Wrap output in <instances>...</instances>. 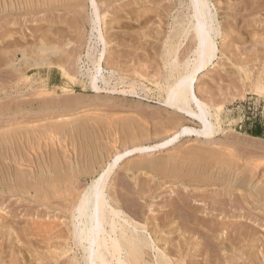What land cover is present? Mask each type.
<instances>
[{
  "label": "rangeland",
  "instance_id": "obj_1",
  "mask_svg": "<svg viewBox=\"0 0 264 264\" xmlns=\"http://www.w3.org/2000/svg\"><path fill=\"white\" fill-rule=\"evenodd\" d=\"M209 1L221 28L219 35L214 38L216 57L208 65L207 70L198 75L194 93L200 101L208 105L207 110L209 114L211 113L210 121L214 133L207 141L180 136L170 148L163 151L131 155L117 164L105 182L107 196L111 195V198L116 199L112 204L118 205L126 216L135 222L146 223L152 231H155L160 224L159 237L173 234V245L183 241L182 238L180 239L182 229L179 223L191 219V213L195 211L200 216L206 210L208 213L209 203L211 206L215 202L219 206L224 204L222 205L224 207L226 203H218L216 197H221V200L222 197L224 200L230 199L229 193L236 190L233 186H238L237 192L240 191L238 189L243 188L241 191L244 193L254 187L258 190L264 189V91L260 92L256 88L258 82L263 83L264 86V0ZM76 3L72 0H0V7L2 6L0 8V115L4 113L0 116V138H3L2 142L7 141L8 147H11L12 142L13 149L17 153L20 151L26 163H39L44 167H40L44 171L49 168L52 171L56 170L55 172L60 176L70 178L66 179L65 186L61 188L63 192L67 189L65 193L67 195L88 188L116 155L138 146L158 144L174 133H180L184 128H199L197 122L166 109L162 104L166 96V86L175 79L176 71L179 72L181 69L182 72V63L188 58L190 61L193 60L191 53L193 41L190 35L180 38L178 46L171 44L174 30L180 28L178 24L187 23L189 1L113 0L107 7L98 3L102 20L96 28L100 33L91 29L92 19L95 18L90 1L79 0V7L75 5ZM251 6L256 7L251 10ZM97 33L105 37L107 43L105 49L103 44L98 42ZM44 44L50 48L41 53L38 48ZM87 53H90L89 57H86ZM100 53L104 55L101 74L107 78V83L98 79L96 85L99 89L93 90L86 74L92 73L91 59L99 58ZM47 55L51 64L46 68L42 67L43 69L34 68V63H38L37 60L40 62L42 56ZM173 57L179 61L177 63L180 68L179 66L172 68ZM78 59L80 61L76 62ZM7 62L11 66H8ZM66 72L76 81L65 78ZM29 102H33L31 109L26 104ZM5 105L12 109L11 112H15L16 108H19L20 112L18 114L7 112ZM79 123L84 124L85 132H78ZM61 125L64 134L53 131L54 126ZM47 127L51 128L50 133L44 131ZM32 129L37 130L35 131L37 134L27 136ZM14 133L15 136L8 138ZM20 137L24 139L20 141ZM28 138L29 141L32 139V143L34 142L33 151L27 147ZM8 165L12 167L14 174L30 173V169L26 168L28 164L23 165L24 167H18L14 162ZM226 178L230 180L233 188L225 190L218 186L222 185V182L225 183ZM216 183L218 185H215ZM62 191L60 194L63 193ZM220 193H225L226 197ZM29 196L26 195L21 199L0 194V264L67 262L66 257L71 256L72 251L63 254V247L68 244L73 249L74 244L71 239L69 242L65 240L71 225L66 211L62 208L63 200L55 197L52 205L42 206L33 203ZM211 197L215 198L211 200L213 202H210ZM227 201L225 200L231 206L232 202ZM216 204L213 206L216 213L213 214L218 213V215L212 220L217 221L219 217L217 222L221 219L235 224L241 220L248 225V228H254L256 233L258 232V238L256 237L257 240L252 245L248 242L240 243L237 248L217 253L215 258L222 260L224 264H242L243 259H245L243 264L249 259L248 264L254 262H256L254 264H264L263 212L253 209L250 210L251 212L248 211L251 206L247 203L243 204L245 210L243 206V209L235 210L233 206L231 208L226 205L227 210L225 208L220 210L218 206L219 211H217ZM221 211L225 213L224 216ZM166 215L173 220H168ZM163 222L168 223L165 226ZM219 237H223V234L221 233ZM158 245L161 248L167 247L161 240ZM173 249L177 250L174 247ZM191 250L186 251V254L193 256L188 255V258L185 251L184 256L188 259L201 260V257L197 258L198 256L194 258L197 250ZM247 256L249 258L246 261Z\"/></svg>",
  "mask_w": 264,
  "mask_h": 264
},
{
  "label": "bare ground",
  "instance_id": "obj_2",
  "mask_svg": "<svg viewBox=\"0 0 264 264\" xmlns=\"http://www.w3.org/2000/svg\"><path fill=\"white\" fill-rule=\"evenodd\" d=\"M74 2H77L75 5L77 6L79 4V0H72ZM82 1V0H81ZM90 6L93 10V16L95 20L92 19V30H97L98 33L99 30L96 28V25L100 23L99 21L102 20L99 9H98V3L101 5H105V7L108 6V4H111L113 0H89ZM120 1V0H119ZM145 1V0H144ZM147 1V0H146ZM188 14L186 15L187 23H185L186 26H184L183 23L178 21V25L180 26L179 29L174 30L175 32L172 35V45H177L179 42V39L185 38L190 35V38L193 41V51L192 53V61L185 60L182 63V72L176 71L177 75L175 79L168 84L166 91V96L164 100L162 101L163 106L168 109L175 111L178 114L183 115L184 117L197 122L199 124L198 129L193 128H184L183 130H180V133H174L173 135L169 136L164 141H161L158 144L150 145V146H138L131 150L126 151L123 154L116 155L111 163H108V166H106L105 170L102 171L101 174H99V178L91 182V184L88 186V188L80 189L78 192H74L72 195H67L66 190L63 192L61 190L62 187L65 186V183L67 182V178L58 175L54 170L47 169V171L42 170L43 167L39 165V163L35 162H25L21 157V154L15 151L13 149V143L11 142V147H8L6 145V142H2L3 138H0V194H8L11 197H20L21 199L26 196L30 195L29 197L33 200V203H38L42 206H50L53 204V198L58 197L59 199L63 200V207L64 211H66L67 216L70 220L71 229L69 230V234L66 237V241L71 239L74 244V248L70 247V245H66L63 247V254H66L67 252L72 251V255H68L66 257L67 262H64L63 264H224L225 262H222L217 260V255L223 251H228L232 248H237V246L240 243L248 242L249 245H252L253 242H256L257 240V233L254 228H248V225H246L245 222H238V224L232 222L227 223L226 221H215L212 220L216 218L213 213H216V209H214V205L211 206L210 204V210L208 213H206L208 210H206L205 213L202 211V216L199 214H196L198 212L195 211V213H191V219H186L185 222L179 223L180 227L182 229V232L180 234V239L182 238L183 241L180 243H175L177 245H173V234H165V236L159 237V230L160 224L157 226L155 231L150 230L146 223L141 224L137 221L135 222L130 217L126 216L125 212H123L118 205H114L112 203L116 202V199L111 198L110 196H107L105 192V182H107V178L109 174L114 171V168L117 166L118 163L121 161L127 159L129 156H133L136 154H150L152 152H159L163 151L165 149H168L173 145L176 140L180 136L186 137H195L196 139H199V141H207L211 138V135L214 133L212 128V123L210 121V114L208 113L207 107L208 105L200 101L195 93H194V86L197 81V77L199 74L205 72L208 68V65L213 62V59L216 57V45L214 43V38L217 37L220 33V28L218 25V20L216 19V13H213V6L210 4L211 2L209 0H188ZM16 2V1H15ZM21 2V1H20ZM85 2V1H84ZM115 2V1H114ZM150 2V1H148ZM213 2V1H212ZM255 2V1H254ZM71 3V2H70ZM125 3V2H124ZM22 4V3H21ZM47 4V2H46ZM54 4V3H52ZM99 4V5H100ZM264 4V3H263ZM4 5V4H3ZM30 5V4H29ZM34 5V4H33ZM32 5V6H33ZM65 5V4H64ZM73 6V4L71 5ZM70 6V7H71ZM82 6V5H81ZM245 6V5H244ZM2 7V6H1ZM0 7V8H1ZM23 7V6H22ZM31 7V6H30ZM36 7V6H35ZM79 7V5H78ZM256 7V6H255ZM255 7L251 6V10ZM7 8V7H6ZM62 8V7H61ZM69 8V7H68ZM85 8V7H84ZM187 8V7H186ZM28 9V8H27ZM53 9V8H52ZM66 9V8H64ZM105 9V8H104ZM12 10V8H11ZM15 10V9H14ZM46 10V9H45ZM82 10V8H81ZM169 10V9H168ZM246 10V9H245ZM244 10V11H245ZM248 10V9H247ZM257 10V9H256ZM144 11V10H143ZM171 11V10H170ZM105 12V11H104ZM36 13V12H34ZM50 13V12H49ZM256 13V12H255ZM51 14V13H50ZM57 14V13H56ZM89 14V13H88ZM133 14V13H132ZM8 15V14H7ZM14 15V14H13ZM31 15V14H30ZM102 15V13H101ZM143 15V14H142ZM254 15V14H253ZM5 16V14H4ZM15 16V15H14ZM114 16V15H113ZM17 17V16H16ZM183 17V16H182ZM249 17V16H248ZM20 18V17H19ZM47 18V16H46ZM61 18V17H60ZM141 18V17H140ZM41 19V18H40ZM120 19V18H119ZM139 19V18H138ZM150 19V18H149ZM180 19V18H179ZM178 19V20H179ZM254 19V18H253ZM1 20V19H0ZM237 20V19H236ZM49 21V20H48ZM144 21V20H143ZM184 21V20H183ZM14 23V22H13ZM21 23V22H20ZM19 23V24H20ZM23 23V22H22ZM50 24V23H49ZM104 24V23H103ZM111 24V23H110ZM7 25V24H6ZM29 26V25H28ZM139 26V25H138ZM238 26V25H237ZM137 27V26H136ZM228 27V26H227ZM5 28V27H4ZM11 28V27H10ZM60 28V27H59ZM64 28V27H63ZM166 28V27H165ZM18 29V28H17ZM128 29V28H127ZM132 29V28H131ZM174 29V28H171ZM32 30V29H31ZM34 30V29H33ZM44 30V29H43ZM156 30V29H155ZM229 30V29H228ZM139 31V30H138ZM222 32V31H221ZM9 33V32H8ZM70 33V32H69ZM73 33V32H72ZM97 33V34H98ZM1 34V33H0ZM92 34V33H91ZM115 34V33H114ZM44 35V34H43ZM79 35V34H78ZM163 35V34H162ZM146 36V35H145ZM53 38V37H52ZM65 38V37H64ZM96 38V37H95ZM105 37L98 34V42H101L103 44V47L105 49L106 41L104 40ZM60 39V38H59ZM63 39V38H62ZM168 39V37L166 38ZM230 39V38H229ZM5 40V39H4ZM162 40V39H161ZM190 40V39H189ZM69 41V40H68ZM97 41V40H96ZM114 41V40H113ZM4 42V41H3ZM48 42V41H47ZM1 43V42H0ZM6 43V42H5ZM22 43V42H21ZM39 43V42H38ZM164 43V42H163ZM18 44V43H17ZM155 44V43H154ZM189 44V43H188ZM15 45V44H14ZM31 45V44H30ZM66 45V44H65ZM111 45V44H110ZM140 45V44H139ZM51 46V45H50ZM54 46V45H53ZM178 46V45H177ZM8 47V46H7ZM52 47V46H51ZM32 48V47H31ZM49 46L42 45L39 47V51L43 53L44 51L49 50ZM57 48V47H55ZM54 48V49H55ZM172 48V47H170ZM28 49V48H27ZM95 49V48H94ZM179 49V48H178ZM182 49V48H181ZM189 49V48H188ZM191 49V50H192ZM190 50V51H191ZM10 51V50H9ZM51 51V50H50ZM103 51V50H102ZM101 51V52H102ZM189 51V52H190ZM25 52V51H24ZM23 52V55H25ZM54 52V51H53ZM56 52V51H55ZM167 52V51H166ZM174 52V51H173ZM176 52V51H175ZM188 52V51H187ZM5 53V52H4ZM22 53V52H21ZM34 53V52H33ZM57 53V52H56ZM73 53V52H72ZM104 53V52H103ZM103 53L99 56V58L96 57V59H91V63L93 65L92 73H87V79L89 81V85L91 89L97 90L99 89L96 85V81L98 79H101L103 83H107V78H104L101 72L103 71V68L101 67V63L103 61ZM55 54V53H53ZM90 54V53H89ZM89 54H86V57H89ZM172 54V53H170ZM189 54V53H188ZM42 55V54H40ZM92 55V54H91ZM164 55V54H163ZM184 55V54H183ZM68 56V55H67ZM76 56V55H75ZM109 56V55H108ZM165 56V55H164ZM176 58L177 54L175 55ZM40 58V56H38ZM78 57V56H77ZM80 57V56H79ZM106 57V56H105ZM161 57V56H160ZM189 57V55H188ZM33 58V57H32ZM36 58V57H35ZM48 55L46 57L42 56V59L37 60L38 63H34V68H42L47 67L49 64L48 62ZM169 58V57H168ZM175 57L172 59V68H177L179 65L177 63L178 60H176ZM161 59V58H160ZM34 60V59H32ZM58 60V59H57ZM90 60V59H89ZM183 60V59H182ZM75 61V60H74ZM80 61L78 59L76 62ZM10 62V61H9ZM30 62V60H29ZM36 62V61H35ZM54 62V61H53ZM70 62V61H69ZM179 62V61H178ZM11 63V62H10ZM10 63L7 62L8 66ZM28 63V62H25ZM24 63V64H25ZM112 63V62H111ZM31 64V63H30ZM76 64V63H75ZM174 64V65H173ZM53 65V64H52ZM63 65V64H62ZM69 65V64H68ZM11 66V65H10ZM13 66V65H12ZM20 66V65H19ZM22 66V65H21ZM25 66V65H24ZM170 66V65H169ZM4 67V66H3ZM17 67V66H16ZM23 67V66H22ZM29 67V66H27ZM58 67V65H57ZM61 67V66H60ZM19 68V67H18ZM64 68V67H63ZM68 68V67H67ZM180 68V66H179ZM23 69V68H22ZM21 69V70H22ZM43 69V68H42ZM60 69V68H59ZM15 70V69H14ZM17 70V69H16ZM65 70H67L65 68ZM34 71H36L34 69ZM114 71V70H113ZM113 71H111L113 73ZM246 72V71H245ZM247 73V72H246ZM10 74V73H9ZM81 76L84 74L80 71ZM72 75V74H71ZM248 75V74H247ZM246 75V76H247ZM65 78L76 81L73 77L70 76L66 72ZM26 77V76H25ZM77 77V76H76ZM111 77V76H110ZM109 77V78H110ZM24 78V77H23ZM108 78V79H109ZM250 78V77H249ZM259 78V77H258ZM22 79V78H21ZM26 79V78H25ZM24 80V79H23ZM257 80V79H256ZM262 80V79H261ZM25 81V80H24ZM263 82V81H262ZM165 83V82H164ZM256 83V81H255ZM24 84V83H23ZM42 84V83H41ZM263 84V83H262ZM261 84V82H258L257 84V90L260 92L264 91V86ZM12 85V84H11ZM256 86V85H255ZM28 87V86H27ZM89 87V88H90ZM30 88V87H29ZM33 88V87H32ZM36 88V87H34ZM40 88V87H39ZM44 89V88H42ZM65 89V88H64ZM27 90V89H26ZM24 91V90H23ZM262 94V93H261ZM31 95V94H29ZM38 95V94H37ZM35 96V95H34ZM41 96V95H40ZM72 96V95H71ZM37 97V96H36ZM57 98V97H56ZM69 98V97H68ZM73 98V97H72ZM71 98V99H72ZM80 98V97H79ZM67 99V98H66ZM14 102V101H13ZM54 102V101H53ZM59 102V100H58ZM57 102V103H58ZM75 102V101H74ZM1 103V102H0ZM3 103V102H2ZM46 103V102H44ZM50 103V102H48ZM60 103V102H59ZM211 103V102H210ZM30 109L33 107V102L26 103ZM56 106V102L54 103ZM81 104V103H80ZM79 104V105H80ZM224 104V103H223ZM8 105V104H7ZM36 105V104H35ZM49 105V104H48ZM78 105V106H79ZM15 106V105H14ZM40 106V105H39ZM46 106V105H44ZM51 106V105H50ZM6 107V105H5ZM22 107V106H21ZM35 107V106H34ZM48 107V106H47ZM77 107V106H76ZM214 107V106H213ZM7 108V112H11L10 108ZM16 108V107H15ZM218 108V107H217ZM28 109V108H27ZM43 109V108H42ZM2 110V109H1ZM23 110V109H22ZM47 110V109H46ZM72 110V109H71ZM84 110V109H83ZM94 110V109H93ZM58 111V110H57ZM69 111V110H68ZM74 111V110H73ZM2 112V111H1ZM4 112V111H3ZM14 112V111H13ZM11 112V113H13ZM19 108L15 109L14 114H18ZM34 112V111H33ZM46 112V111H45ZM75 112V111H74ZM88 112V111H87ZM63 113V112H62ZM78 113V112H77ZM4 115V113H2ZM1 114V115H2ZM9 114V113H7ZM69 114V113H68ZM73 114V113H72ZM137 114V113H136ZM217 114V113H216ZM0 115V116H1ZM92 115V114H91ZM141 115V113H140ZM7 116V115H6ZM11 116V115H10ZM108 116V115H107ZM54 117V115H53ZM141 117V116H140ZM20 118V117H19ZM57 118V115H56ZM59 118V117H58ZM72 118V117H71ZM92 118V117H91ZM216 118V117H214ZM46 119V118H44ZM43 119V120H44ZM61 119V118H60ZM68 119V118H67ZM22 120V119H20ZM36 120V119H35ZM48 120V119H47ZM64 120H66L64 118ZM76 120V119H75ZM94 120V119H93ZM165 120V119H164ZM24 121V120H23ZM29 121V120H28ZM42 121V120H40ZM59 121V120H58ZM69 121V119H68ZM105 121V120H104ZM131 121V120H130ZM141 121V120H140ZM175 121V120H174ZM215 121V120H214ZM55 122V121H54ZM74 122V121H73ZM76 122V121H75ZM74 122V123H75ZM109 122V121H108ZM30 123V122H28ZM57 123V122H56ZM70 123V122H68ZM112 123V122H111ZM12 124V123H11ZM34 124V123H31ZM39 124V123H38ZM71 124V123H70ZM80 124V123H79ZM78 124V125H79ZM105 124V123H103ZM118 124V123H117ZM121 124V123H120ZM21 125V124H20ZM18 125V126H20ZM30 125V124H29ZM76 125V124H75ZM129 125V123H128ZM165 125V124H164ZM25 126V125H24ZM51 126V125H50ZM61 126H54L53 131L56 132H64V128ZM80 127H78V132L81 131L82 133L85 132L84 124H80ZM95 126V125H94ZM14 127V126H13ZM93 127V126H92ZM131 127V126H130ZM22 128V127H21ZM25 128V127H24ZM41 128V127H39ZM67 128V127H66ZM141 128V127H140ZM45 132H51V128L49 129L44 128ZM71 129V128H70ZM100 129V128H99ZM102 129V128H101ZM118 129V128H117ZM5 130V129H4ZM112 130V129H111ZM16 131V130H15ZM31 133H27V136L30 134L36 133L34 130H31ZM8 132V131H7ZM27 132V131H26ZM40 132V131H39ZM171 132V131H170ZM3 133V132H2ZM53 133V132H52ZM75 133V132H74ZM113 133V132H112ZM111 133V134H112ZM21 134V133H20ZM37 134V133H36ZM39 134V133H38ZM64 134V133H63ZM162 134V133H161ZM8 135V134H7ZM16 134H11L12 138ZM52 135V134H50ZM56 135V134H55ZM54 135V136H55ZM105 135V134H104ZM109 135V134H108ZM5 136V135H4ZM9 136V135H8ZM20 136V135H19ZM22 136V135H21ZM45 136V135H44ZM53 136V135H52ZM73 136V135H72ZM3 137V136H2ZM36 137V136H35ZM42 137V136H41ZM18 138V137H17ZM21 138V137H20ZM38 138V137H37ZM54 138V137H53ZM79 138V137H78ZM77 138V139H78ZM101 138V137H100ZM5 139V138H4ZM24 139L21 138L20 141ZM26 139V138H25ZM36 139V138H35ZM51 139V138H50ZM76 139V140H77ZM132 139V138H131ZM46 140V139H45ZM72 140V139H71ZM96 140V139H95ZM94 140V141H95ZM110 140V139H109ZM115 140V139H114ZM35 141V140H34ZM60 141V140H59ZM91 141V140H90ZM26 144L28 149H33V143L32 139L31 141L26 140ZM63 142V141H62ZM68 142V141H67ZM86 142V141H85ZM93 142V141H92ZM18 143V142H17ZM16 143V144H17ZM22 143V142H21ZM39 143V140H38ZM60 144V143H59ZM58 144V145H59ZM23 145V144H22ZM62 145V144H61ZM70 145V144H69ZM80 145V144H79ZM93 145V144H92ZM126 145V144H125ZM19 146V145H18ZM77 146V145H76ZM81 146V145H80ZM106 146V145H105ZM23 149V146H21ZM38 147V145H37ZM42 147V146H41ZM39 147V148H41ZM69 147V146H68ZM76 148V147H75ZM80 148V147H79ZM89 148V147H88ZM94 148V147H93ZM74 149V148H73ZM85 149V148H84ZM92 149V148H91ZM101 149V148H100ZM18 151V150H17ZM33 151V150H32ZM55 151V150H54ZM66 151V150H65ZM76 151V150H75ZM87 152V151H86ZM230 153V152H229ZM17 154V157L15 158V155ZM83 154V153H82ZM205 155V154H204ZM36 156V155H35ZM54 156V155H53ZM4 158V159H3ZM42 158V157H41ZM219 158V157H218ZM254 158V157H251ZM155 159V158H154ZM232 159V158H231ZM49 160V159H48ZM103 160V159H102ZM5 161H9V163L14 162L18 167H21L23 165H27L30 169V173H27L26 175L24 172H16L14 174L12 172V167L8 165L9 163H5ZM38 161V160H37ZM191 161V160H190ZM236 161V160H235ZM69 162V161H68ZM108 162V161H107ZM133 162V161H132ZM154 162V161H153ZM214 162V161H213ZM238 162V161H237ZM31 163V164H30ZM48 163V162H47ZM61 163V162H60ZM145 163V162H144ZM160 163V162H159ZM169 163V162H168ZM30 164V165H29ZM126 164V163H125ZM174 164V163H173ZM179 164V163H178ZM25 165V166H26ZM54 165V164H53ZM75 165V164H74ZM96 165V164H94ZM104 165V164H103ZM212 165V164H211ZM257 165V164H256ZM81 166V165H80ZM135 166V165H134ZM138 166V165H137ZM156 166V165H155ZM24 167V166H23ZM22 167V168H23ZM57 167V166H56ZM60 167V166H58ZM97 167V165H96ZM231 167V165H230ZM44 168V167H43ZM55 168V167H54ZM61 168V167H60ZM76 168V167H75ZM88 168V167H87ZM130 168V167H129ZM142 168V167H141ZM167 168V167H166ZM182 168V167H181ZM256 168V167H255ZM254 168V169H255ZM71 169V168H70ZM179 169V168H178ZM62 170V169H60ZM72 170V169H71ZM82 170V169H81ZM136 170V169H135ZM15 171V170H14ZM74 171V170H73ZM76 171V170H75ZM84 171V170H83ZM128 171V170H127ZM130 171V170H129ZM231 171V170H230ZM59 172V170H58ZM72 172V171H71ZM168 172V170H167ZM198 172V171H197ZM224 172V171H223ZM52 173H55L54 176ZM66 173V172H65ZM97 173V172H96ZM186 173V172H185ZM215 173V172H214ZM236 173V172H235ZM60 174V173H59ZM67 174V173H66ZM78 174V173H77ZM87 174V173H86ZM85 174V175H86ZM131 174V173H130ZM180 174V173H179ZM207 174V173H206ZM210 174V173H209ZM251 174V173H250ZM53 175V176H52ZM165 175V174H164ZM224 175V174H223ZM71 175L69 174V177ZM78 176V175H77ZM84 176V175H83ZM97 176V175H96ZM111 176V175H110ZM178 176V175H177ZM210 176V175H209ZM228 176V175H227ZM253 176V173H252ZM75 177V176H74ZM156 177V176H155ZM182 177V176H181ZM73 178V176H72ZM95 178V177H94ZM191 178V177H190ZM70 179V178H68ZM224 179V178H223ZM78 180V178H77ZM76 180V181H77ZM93 180V179H92ZM219 180V179H218ZM247 180V179H246ZM252 180V179H251ZM72 181V180H71ZM224 181V180H223ZM233 181V180H232ZM240 181V180H239ZM69 182V181H68ZM73 182V181H72ZM90 182V181H89ZM197 182V180H196ZM209 182L210 179H209ZM229 182V183H226ZM225 183H221L222 185H218L216 183L215 185L221 186V189H227V188H233L235 187L236 190L238 186L230 185V180L226 178ZM247 182V181H246ZM127 184L126 182H124ZM136 183V182H135ZM182 183V182H181ZM193 183V182H192ZM195 183V182H194ZM79 184V183H77ZM76 184V185H77ZM82 184V183H81ZM189 184V183H188ZM208 184V182H207ZM212 184V183H211ZM75 185V186H76ZM109 185V184H108ZM123 185V184H122ZM194 185V184H193ZM196 185V184H195ZM194 185V186H195ZM247 185V184H246ZM256 185V184H255ZM67 186V185H66ZM120 186V185H119ZM212 186V185H211ZM254 186V185H253ZM260 186V185H259ZM87 187V185H86ZM107 187V186H106ZM109 187V186H108ZM196 187H199L196 185ZM207 187V186H206ZM213 187V186H212ZM243 187V185H242ZM200 188H202L200 186ZM78 189V188H77ZM149 189V188H148ZM243 189V188H241ZM241 189L239 192L236 191L237 194L229 193L230 199H225L226 201L229 200L232 202L233 208L237 209H244L245 210V204L251 206L250 210H259L263 212L264 214V189H257L256 187L249 189L247 192H242ZM72 190V189H71ZM70 190V192H71ZM144 190V189H143ZM199 190V189H198ZM63 192L60 194V192ZM138 191V190H137ZM155 191V190H153ZM201 191V190H200ZM223 191V190H222ZM128 193V192H127ZM137 193V192H136ZM135 193V194H136ZM140 193V192H139ZM188 193V192H186ZM219 193V192H218ZM228 193V192H227ZM239 193V195H238ZM64 194V195H63ZM111 194V193H110ZM141 194V193H140ZM223 194V193H220ZM119 195V194H118ZM129 195V194H128ZM184 195V194H183ZM216 195V194H215ZM225 193L223 194V196ZM232 195H235L232 197ZM139 196V195H138ZM137 196V197H138ZM194 196V195H193ZM141 197V196H140ZM179 197V196H178ZM184 197V196H183ZM199 197V196H198ZM197 197V198H198ZM216 197V196H214ZM210 199V202H213L211 200L215 198ZM226 197V195H225ZM228 197V196H227ZM5 198V197H4ZM27 198V197H26ZM24 198V199H26ZM130 198V197H129ZM191 198V197H190ZM224 197H216V200L218 203H226L223 207L222 205L219 206V204L215 207L218 210V206L220 207V210H223L226 205H228V201L225 202L223 199ZM229 198V197H228ZM2 199V198H1ZM56 199V198H55ZM119 199V198H118ZM6 200V199H5ZM125 200V199H124ZM193 200V199H192ZM2 201V200H1ZM16 201V200H15ZM30 201V200H29ZM170 201V200H169ZM182 201V200H181ZM195 201V200H194ZM224 201V202H223ZM119 202V201H118ZM117 202V203H118ZM189 202V201H188ZM202 202V201H201ZM230 202V203H231ZM5 203V202H4ZM22 203V202H21ZM32 203V201H31ZM175 203V202H174ZM207 203V204H208ZM119 204V203H118ZM192 204V203H191ZM244 204V205H243ZM8 206V205H7ZM60 206V205H59ZM127 206V205H126ZM194 206V205H193ZM230 206V205H228ZM230 206V207H231ZM243 206V207H242ZM122 207V206H121ZM132 207V206H131ZM247 207V206H246ZM46 208V207H45ZM170 208V207H169ZM181 208V207H180ZM207 208V209H208ZM227 208V207H226ZM225 208V210H227ZM232 208V207H231ZM123 209V208H122ZM171 209V208H170ZM175 209V208H174ZM200 209V207H199ZM51 210V209H50ZM164 210V209H163ZM205 211V210H204ZM130 212V211H129ZM141 212V211H140ZM165 212V211H164ZM172 212V211H171ZM181 212V210H180ZM179 212V213H180ZM194 212V211H193ZM201 212V211H200ZM222 212V211H221ZM251 212V211H250ZM158 213V212H157ZM170 213V212H169ZM65 214V215H66ZM134 214V213H133ZM185 214V213H184ZM182 214V215H184ZM187 214V213H186ZM205 214V215H204ZM221 214V213H219ZM223 216L225 213H223ZM3 215V214H2ZM136 215V214H135ZM173 215V213H172ZM204 215V216H203ZM244 215V214H243ZM167 216V215H166ZM171 216V215H170ZM188 216V214H187ZM239 216V215H238ZM249 216V215H248ZM1 217V216H0ZM5 218V216H3ZM2 217V218H3ZM227 217V216H226ZM264 217V215H263ZM153 218V217H152ZM165 218V217H164ZM163 218V219H164ZM168 220L172 221V217H166ZM180 218V217H179ZM184 218V217H183ZM55 219V218H54ZM146 219V218H145ZM262 219V218H261ZM137 220V219H136ZM150 220V219H149ZM161 220V219H160ZM223 220V218H222ZM226 220V219H225ZM141 221V220H140ZM166 221V220H165ZM248 221V219H247ZM153 222V221H152ZM151 222V223H152ZM162 222V221H161ZM182 222V221H181ZM231 222V221H229ZM255 222V221H254ZM14 223V222H13ZM35 223V222H34ZM59 223V222H58ZM160 223V222H159ZM168 222H163V225L167 224ZM171 223V222H170ZM53 224V223H52ZM61 224V223H60ZM148 224V223H147ZM248 224V223H247ZM40 225V224H39ZM44 225V224H43ZM3 226V225H2ZM62 226V225H61ZM166 226V225H165ZM179 226V225H178ZM33 227V226H32ZM35 227V226H34ZM57 227V226H56ZM168 227V226H167ZM40 228V227H39ZM164 228V227H162ZM166 228V227H165ZM45 229V228H44ZM47 229V228H46ZM45 229V230H46ZM57 229V228H56ZM55 229V230H56ZM175 229V228H174ZM180 229V228H179ZM253 229V231H251ZM256 229V228H255ZM44 230V231H45ZM48 230V229H47ZM163 230V229H162ZM167 230V229H166ZM177 230V229H176ZM17 231V230H16ZM169 231V230H168ZM181 231V230H180ZM46 233V232H45ZM54 233V232H53ZM56 233V232H55ZM54 233V234H55ZM68 233V232H66ZM165 233V232H164ZM223 234V237H219L220 234ZM19 234V233H18ZM177 235V234H176ZM195 235H197L195 238ZM259 235V234H258ZM47 236V235H46ZM56 236V235H55ZM49 237V236H48ZM53 237V236H52ZM257 237V238H256ZM46 238V237H45ZM171 238V239H170ZM194 238V239H192ZM193 240L192 242L190 240ZM264 239V238H263ZM51 240V239H50ZM160 240L163 241V245H167L166 248H161L158 243L160 244ZM247 240V241H246ZM42 241V240H41ZM49 241V240H48ZM179 242V241H178ZM258 242V241H257ZM245 244V243H244ZM259 244V243H258ZM10 245V244H9ZM63 246V245H62ZM73 246V245H72ZM187 246H190L188 248ZM9 247V246H8ZM31 247V246H30ZM176 248L177 250L173 249ZM246 247V246H245ZM188 248V250L196 249V256L197 258L201 257V260H195L193 258L188 259L189 256L193 255H187L185 250ZM53 249V248H52ZM251 249V248H250ZM255 249V248H254ZM76 250V251H75ZM191 250V251H192ZM218 252H217V251ZM22 251V250H21ZM25 251V250H24ZM36 251V250H35ZM50 251V250H49ZM58 251V250H57ZM184 251L185 255L184 256ZM194 251V250H193ZM48 252V251H47ZM243 252V251H242ZM249 252V251H248ZM262 252L264 254V247L262 249ZM19 253V252H18ZM190 253V251H189ZM195 253V252H194ZM193 253V254H194ZM218 253V254H217ZM251 253V252H250ZM62 254V255H63ZM198 254V255H197ZM217 254V255H216ZM225 254V253H224ZM242 254V253H241ZM262 254V255H263ZM216 255V258H215ZM231 255V254H230ZM250 255V254H249ZM20 256V255H19ZM39 256V255H38ZM252 256V255H250ZM255 256V255H254ZM253 256V257H254ZM229 257V256H228ZM227 257V258H228ZM241 258V257H240ZM249 256L246 257V261ZM251 258V257H250ZM46 259V258H45ZM174 259H176L174 261ZM188 259V260H187ZM193 259V260H192ZM216 259V260H214ZM253 259V258H252ZM251 259V260H252ZM259 259V257H258ZM49 260V259H48ZM242 260V258L240 259ZM245 261V259H243ZM250 260V259H249ZM249 260L246 262L249 263ZM66 261V260H65ZM242 262V264L244 263ZM254 261V259H253ZM252 261V262H253ZM227 262V261H226ZM4 263V262H3ZM245 263V264H246ZM251 263V261H250ZM256 263V262H254ZM253 263V264H254ZM239 264V263H238Z\"/></svg>",
  "mask_w": 264,
  "mask_h": 264
}]
</instances>
